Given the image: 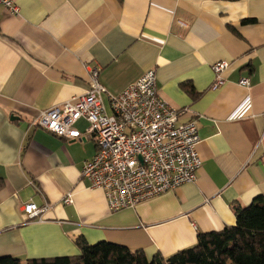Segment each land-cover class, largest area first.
Segmentation results:
<instances>
[{
	"label": "crops",
	"instance_id": "crops-1",
	"mask_svg": "<svg viewBox=\"0 0 264 264\" xmlns=\"http://www.w3.org/2000/svg\"><path fill=\"white\" fill-rule=\"evenodd\" d=\"M14 3L17 15L0 6V257L77 256L82 237L168 258L198 234L233 226V206L264 196V0ZM218 61L230 66L211 89ZM94 70L112 95L155 70L158 96L183 111L180 123L197 124L194 182L111 213L80 176L96 153L93 138L68 141L30 126L40 111L84 94ZM67 194L72 203L63 204ZM29 202L49 206L41 220H26Z\"/></svg>",
	"mask_w": 264,
	"mask_h": 264
},
{
	"label": "built area",
	"instance_id": "built-area-1",
	"mask_svg": "<svg viewBox=\"0 0 264 264\" xmlns=\"http://www.w3.org/2000/svg\"><path fill=\"white\" fill-rule=\"evenodd\" d=\"M9 14L17 15L14 0H0ZM230 64L218 61L211 66L214 81L211 89L221 87L223 74ZM88 90L60 106L40 111L30 123L65 140L91 136L95 155L82 165L80 176L91 189L103 192L109 212L134 209L142 202L195 181L202 162L200 142L194 120L179 122L183 111L171 108L156 90L155 70L146 71L117 95L110 94L91 71ZM249 79L239 81L248 87ZM107 97L108 105L103 101ZM87 124L84 132L78 121ZM72 203V195L62 199ZM49 209L34 203L23 205L27 221L41 220Z\"/></svg>",
	"mask_w": 264,
	"mask_h": 264
},
{
	"label": "trees",
	"instance_id": "trees-1",
	"mask_svg": "<svg viewBox=\"0 0 264 264\" xmlns=\"http://www.w3.org/2000/svg\"><path fill=\"white\" fill-rule=\"evenodd\" d=\"M250 22L249 20L243 23ZM187 93L198 97L193 87ZM4 181L0 177V190ZM235 224L218 232L198 234L194 246L168 258L148 259L141 250L99 242L89 245L82 237L74 241L77 256L29 259L0 257V264H264V196H258L246 207H232Z\"/></svg>",
	"mask_w": 264,
	"mask_h": 264
},
{
	"label": "water",
	"instance_id": "water-1",
	"mask_svg": "<svg viewBox=\"0 0 264 264\" xmlns=\"http://www.w3.org/2000/svg\"><path fill=\"white\" fill-rule=\"evenodd\" d=\"M13 118V117H12Z\"/></svg>",
	"mask_w": 264,
	"mask_h": 264
}]
</instances>
